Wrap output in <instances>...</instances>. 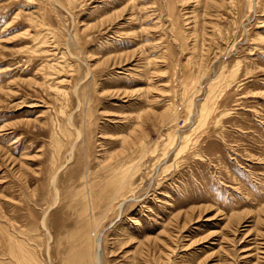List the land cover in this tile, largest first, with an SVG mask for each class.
Instances as JSON below:
<instances>
[{
  "label": "rangeland",
  "instance_id": "rangeland-1",
  "mask_svg": "<svg viewBox=\"0 0 264 264\" xmlns=\"http://www.w3.org/2000/svg\"><path fill=\"white\" fill-rule=\"evenodd\" d=\"M86 231L264 264V0H0V264H88Z\"/></svg>",
  "mask_w": 264,
  "mask_h": 264
},
{
  "label": "bare ground",
  "instance_id": "bare-ground-1",
  "mask_svg": "<svg viewBox=\"0 0 264 264\" xmlns=\"http://www.w3.org/2000/svg\"><path fill=\"white\" fill-rule=\"evenodd\" d=\"M54 179V178H53ZM111 187V186H110ZM95 191V190H94ZM104 192V191H103ZM90 195V192H89ZM120 195V194H118ZM106 196V195H105ZM109 196V195H108ZM91 197V196H90ZM104 198V197H103ZM117 198V197H116ZM114 199V198H113ZM112 199V200H113ZM118 199V198H117ZM115 200V199H114ZM94 202L95 199H92V197L90 198V206H91V211L94 212ZM118 202V201H117ZM125 201H123L121 204H119L118 209H121L122 206H124ZM116 205V204H115ZM99 207V206H98ZM113 208V207H112ZM112 212V211H111ZM114 212V211H113ZM118 212V211H117ZM120 213V212H119ZM109 214V213H108ZM107 214V215H108ZM112 214V213H111ZM88 215V213H87ZM90 215V214H89ZM94 218V217H92ZM94 221H98V218H94ZM99 231V230H98ZM87 232V236H86V240L85 242L80 246V253L81 255H83L84 257L87 258V261L89 262L88 264H101L100 263V249H99V245L101 243V238L100 236H96L94 234H91L90 231H86ZM99 233V232H98ZM101 233V232H100ZM102 234V233H101ZM93 235V236H92ZM102 236V235H101ZM159 244V243H158ZM131 246V245H130ZM103 253V252H102ZM102 261V259H101Z\"/></svg>",
  "mask_w": 264,
  "mask_h": 264
}]
</instances>
